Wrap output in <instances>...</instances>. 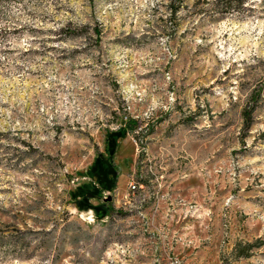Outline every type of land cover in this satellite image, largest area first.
<instances>
[{"label":"rangeland","instance_id":"obj_1","mask_svg":"<svg viewBox=\"0 0 264 264\" xmlns=\"http://www.w3.org/2000/svg\"><path fill=\"white\" fill-rule=\"evenodd\" d=\"M0 264H264V0H0Z\"/></svg>","mask_w":264,"mask_h":264},{"label":"trees","instance_id":"obj_2","mask_svg":"<svg viewBox=\"0 0 264 264\" xmlns=\"http://www.w3.org/2000/svg\"><path fill=\"white\" fill-rule=\"evenodd\" d=\"M176 8H177L176 5L173 6L171 11H175ZM68 31L71 32L70 30H68ZM136 125H137V120L136 119H134V118H132L130 116H126L125 117L124 124H123L125 130H134ZM246 125H247V123H246ZM257 241H258V239H256L255 241H252V242H249V241L245 242L243 244V249H240L239 250L240 252H238L239 255H247V253H248L247 249L252 247V246L258 245Z\"/></svg>","mask_w":264,"mask_h":264},{"label":"built area","instance_id":"obj_3","mask_svg":"<svg viewBox=\"0 0 264 264\" xmlns=\"http://www.w3.org/2000/svg\"><path fill=\"white\" fill-rule=\"evenodd\" d=\"M129 186H130L131 188H135V184H134L133 182H131V183L129 184Z\"/></svg>","mask_w":264,"mask_h":264}]
</instances>
